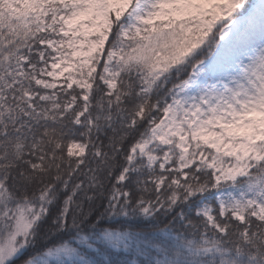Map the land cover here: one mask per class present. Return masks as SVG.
<instances>
[{"label": "snow or ice", "instance_id": "1", "mask_svg": "<svg viewBox=\"0 0 264 264\" xmlns=\"http://www.w3.org/2000/svg\"><path fill=\"white\" fill-rule=\"evenodd\" d=\"M0 264H264V0H0Z\"/></svg>", "mask_w": 264, "mask_h": 264}]
</instances>
